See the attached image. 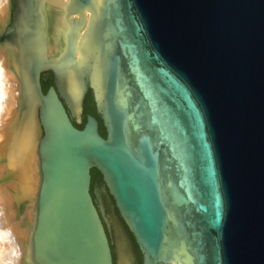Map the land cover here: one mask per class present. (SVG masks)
<instances>
[{"label": "water", "instance_id": "obj_1", "mask_svg": "<svg viewBox=\"0 0 264 264\" xmlns=\"http://www.w3.org/2000/svg\"><path fill=\"white\" fill-rule=\"evenodd\" d=\"M11 52L40 100L27 264H114L93 169L142 264H264V0H25Z\"/></svg>", "mask_w": 264, "mask_h": 264}, {"label": "bare ground", "instance_id": "obj_2", "mask_svg": "<svg viewBox=\"0 0 264 264\" xmlns=\"http://www.w3.org/2000/svg\"><path fill=\"white\" fill-rule=\"evenodd\" d=\"M24 7L25 0H0V176L7 178L6 185H0V228L7 238L3 239L1 235L0 238L12 240V248L9 246L12 250H8L7 255L2 251L0 258L4 262L8 260V264H27L29 261L41 181L38 155L40 100L27 91L11 52ZM14 211H22L21 222L28 224L27 237L23 239V231H18L20 220L15 221ZM124 236L120 233L118 264H133L134 258L126 249Z\"/></svg>", "mask_w": 264, "mask_h": 264}, {"label": "rangeland", "instance_id": "obj_3", "mask_svg": "<svg viewBox=\"0 0 264 264\" xmlns=\"http://www.w3.org/2000/svg\"><path fill=\"white\" fill-rule=\"evenodd\" d=\"M39 132L41 133V130H40V128H39ZM38 132V133H39ZM6 176H0V185L1 186H5L6 184ZM97 180V179H96ZM103 195L104 196H106V197H108L107 196V194H106V190L105 189H103ZM108 199V198H107ZM109 200V199H108ZM109 204H110V206H109V210H108V212H107V217H108V219H109V221L111 222V224H112V226L114 227L113 228V230H114V234H113V237H114V244H115V248H116V252H117V254L118 255H120L119 254V251H120V243H119V239H120V233L122 234V235H125L124 237H125V239H126V242H127V248L126 249H129L128 250V252H130L131 253V255H133V257H134V260H133V264H142V254L140 253L139 254V252H138V250H137V248H136V246H135V244H134V241H133V239H132V237L131 236H129V234H128V232L124 229V227H123V225H122V223H121V221L117 218V216H116V212H115V210H114V207H113V205H112V203L110 202V200H109ZM19 211H20V209L19 208H17ZM14 210V209H13ZM22 212V211H21ZM19 213L18 211L16 212V211H14V217L16 218V220L15 221H18V220H20L19 222V228H18V231H20V232H22L23 231V236H21L22 237V239L24 238V237H27V232H28V224L25 222V221H23V223L21 222V214L22 213ZM20 224H21V226H20ZM117 224V225H116ZM23 228V229H22ZM119 231H120V233H119ZM2 231V229L0 228V235L3 237V239H5V237H6V235H5V233ZM26 234V235H25ZM0 236V237H1ZM7 238V237H6ZM2 239L0 238V256H2V251L5 253L4 255H7V253H8V250H10L11 248H12V246H11V241L12 240H10V239H8V240H2ZM6 242H8V246H7V243ZM4 243V244H3ZM1 244H2V246H1ZM9 246L11 247V248H9ZM6 248H7V250H6ZM4 249V250H3ZM12 250V249H11ZM23 256H24V254H23ZM119 258H120V256H119ZM119 258H118V262H119ZM0 261H2V259L0 258ZM8 261V260H7ZM7 261H5L4 262V260L2 261V262H0V264L2 263V264H8V262ZM4 262V263H3Z\"/></svg>", "mask_w": 264, "mask_h": 264}, {"label": "flooded vegetation", "instance_id": "obj_4", "mask_svg": "<svg viewBox=\"0 0 264 264\" xmlns=\"http://www.w3.org/2000/svg\"><path fill=\"white\" fill-rule=\"evenodd\" d=\"M53 78H54V75H52L51 76V78H49V79H52L53 80ZM43 81H44V77L42 78V83H43ZM53 81H55V79L53 80ZM88 92H90V90L88 91ZM88 94V93H87ZM87 94H86V96H87ZM92 95V94H91ZM86 96H85V99H86ZM85 99H84V104H83V116L85 117V114H84V109H85ZM92 103H93V105H94V107H95V109H96V106H95V104H94V101H93V98H92ZM72 121H73V123L76 125V121L72 118ZM77 126V125H76ZM78 127V126H77ZM103 189H105L106 190V194H107V196L108 197H106V196H104L103 194ZM99 192V196H97V194L96 193H98ZM91 194H92V196H93V199H94V201H95V203H96V206L98 207V209L100 210V202L102 201L103 202V204H104V206H105V210H106V215H107V212H108V210H109V206H110V204H109V200H110V202L112 203V205H113V207H114V210H115V212H116V216H117V218L121 221V223H122V225H123V227H124V229L128 232V234H129V236H131L132 237V239H133V241H134V244H135V246H136V248H137V250H138V252H139V254L141 253L140 252V250H139V248H138V245H137V243H136V241H135V239H134V237H133V235H132V233L130 232V230H129V228L127 227V225L125 224V222H124V220L121 218V216H120V214H119V211L117 210V208H116V206H115V202H114V200H113V198L110 196V194H109V192H108V190H107V188H106V186H105V184H104V182H103V180H102V177H101V179L99 178V179H97V180H95V181H92V184H91ZM109 200H108V199ZM110 222V221H109ZM104 225H105V227H106V231H107V235H108V239H109V242H110V246H111V249H112V255H113V261H114V264H118V258H119V256L120 255H118L117 254V252H116V248H115V244H114V237H113V234H114V230H113V226H112V224H111V222H110V225L108 226V224L106 223V222H104ZM120 233V232H119ZM123 236V235H122ZM133 256V255H132ZM134 258V257H133ZM134 260V259H133Z\"/></svg>", "mask_w": 264, "mask_h": 264}, {"label": "trees", "instance_id": "obj_5", "mask_svg": "<svg viewBox=\"0 0 264 264\" xmlns=\"http://www.w3.org/2000/svg\"><path fill=\"white\" fill-rule=\"evenodd\" d=\"M54 85V82L52 79H49L47 83H43V86H44V91H47V89ZM84 114H85V121H86V117L87 115L89 114H92V115H95L96 117L99 118L98 114H97V111L92 103V95H91V91L88 92L87 96H86V99H85V109H84ZM84 124L82 125H78L79 128H83ZM100 133L103 135V136H106V131H105V128L102 124V122L100 121ZM101 179V174L96 170V169H93L92 170V181H95L96 179Z\"/></svg>", "mask_w": 264, "mask_h": 264}]
</instances>
